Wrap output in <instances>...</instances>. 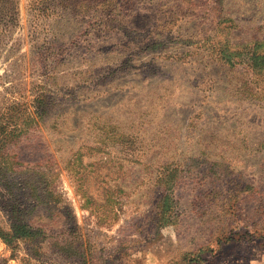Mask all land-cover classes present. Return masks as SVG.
Segmentation results:
<instances>
[{
	"label": "rangeland",
	"instance_id": "rangeland-1",
	"mask_svg": "<svg viewBox=\"0 0 264 264\" xmlns=\"http://www.w3.org/2000/svg\"><path fill=\"white\" fill-rule=\"evenodd\" d=\"M16 2L0 114L56 107L14 150L36 180H0V231L16 206L35 232L0 264H264V74L211 47L263 42L264 0Z\"/></svg>",
	"mask_w": 264,
	"mask_h": 264
},
{
	"label": "trees",
	"instance_id": "trees-1",
	"mask_svg": "<svg viewBox=\"0 0 264 264\" xmlns=\"http://www.w3.org/2000/svg\"><path fill=\"white\" fill-rule=\"evenodd\" d=\"M16 5V0H0V23L18 19L15 18L17 16ZM7 16H11L12 18H4ZM173 19L175 18H169V20ZM228 21L232 22V20ZM1 34L4 35L2 29L0 36ZM211 47L213 48V53L217 61L232 68L245 66L258 75L264 74V41L234 44L230 39H227L224 42L212 43ZM55 107V104L47 98L46 93H39L34 98L33 111L25 106H21L20 103L14 102L0 114V180H25V182L36 180L32 177L33 174L29 168L31 164L27 165L19 160V162H16L18 157H15L14 150L21 147L25 138L29 136L32 131H35L40 123L53 115ZM128 143H130L129 145H134L135 142L129 138ZM25 165L27 168L23 169ZM37 176L41 178L42 175L39 174ZM158 180H166L165 187L167 190V195L163 200V210L161 211L162 202H160V206H158V209L160 207L159 218L170 221L173 219L174 180H178L177 168L163 167L158 176ZM27 184V187H33L31 189V197L41 199L37 188L29 183ZM4 186L8 187L6 190L13 187L12 184L9 183ZM48 193L50 197L55 198L53 190H48ZM11 207L12 206H9V208ZM18 209L20 210L19 207L15 206L11 208V211L8 213L10 215L9 218L12 220L10 232L4 230L0 231V235L8 244L12 243L14 240L16 242V240L19 239H30L35 233L34 230L23 221L21 216L23 213Z\"/></svg>",
	"mask_w": 264,
	"mask_h": 264
}]
</instances>
